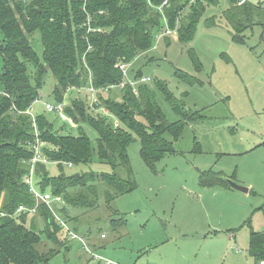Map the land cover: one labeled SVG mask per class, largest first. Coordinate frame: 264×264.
<instances>
[{
    "label": "trees",
    "instance_id": "obj_1",
    "mask_svg": "<svg viewBox=\"0 0 264 264\" xmlns=\"http://www.w3.org/2000/svg\"><path fill=\"white\" fill-rule=\"evenodd\" d=\"M203 1L211 6L217 2L0 0V264H49L59 252L58 247L68 242L53 212L79 235L78 224H71L78 221L68 211L96 209L99 183L106 186L103 194L106 207L115 197L134 190L127 154L132 135L139 140L141 159L151 168L161 158L175 152L173 143L182 136L187 124L205 118L200 112L185 109L168 91L165 82L156 80L166 103L179 115V120L168 122L155 93L146 81H141L144 78L141 71L135 73L134 84L122 83L125 74L120 68L146 53L151 48L154 31L163 30V26L176 31L179 43L192 41L199 17L206 10ZM230 1L232 5L223 13V18L234 31L233 41L242 43L243 32L253 25L264 26V3L244 0L240 5V0ZM205 24L213 26V18L206 19ZM34 32L39 33L42 43L41 57L34 53L28 40ZM189 56L199 69L193 50H189ZM28 65L32 67L31 72ZM48 74L55 82L54 105L64 102L67 91H78L88 85L95 90L91 93L95 96L94 104L87 98H74L71 105L64 106L65 114L79 129L77 136L62 135L43 113L34 116V121L25 113L27 110L32 113V105L39 98ZM190 78L189 82L198 84ZM114 88L120 89L118 99L111 94ZM33 124L44 143L43 153L47 160L34 169L36 186L42 193L60 196V207L55 202L51 209L38 203L24 182L23 177L30 171L28 161L33 157ZM81 124L96 131L95 142L81 130ZM195 146L200 152V145L195 142ZM260 147L264 149V142ZM50 162L57 164L59 173L56 176H49L46 170ZM96 162L109 165L111 174L81 172L73 176L63 173L65 164L77 167ZM200 185L230 187L223 176L209 171L201 175ZM36 202L38 212L36 209L32 212ZM110 212L107 217L110 223H123L116 209ZM28 215L34 216L31 224L36 218L40 220L43 230H38L35 224L28 228L25 224ZM42 237L53 243L52 249L44 254L37 249ZM248 249L255 263L264 260V232L251 231Z\"/></svg>",
    "mask_w": 264,
    "mask_h": 264
},
{
    "label": "rangeland",
    "instance_id": "obj_2",
    "mask_svg": "<svg viewBox=\"0 0 264 264\" xmlns=\"http://www.w3.org/2000/svg\"><path fill=\"white\" fill-rule=\"evenodd\" d=\"M247 1L264 3V0ZM203 4L206 10L199 17L192 41L179 43L176 31L167 26L154 31L151 48L124 67L122 83L134 84V75L140 70L149 79L146 85L155 93L168 122L179 120V115L166 103L156 80L165 82L185 109L200 112L205 118L187 124L182 136L173 143L175 152L151 168L141 159L139 140L132 135L127 154L135 189L115 197L107 204L108 209L103 203L106 186L99 183L96 209L68 211L78 221L71 224H78V229H90V241L85 240L89 251L94 253L91 248L94 245L97 247L94 254L112 262L255 264L249 256L248 243L251 231L264 232V149L260 147L264 142V26L253 25L242 33L244 41L236 43L233 29L223 18L231 1L217 0L214 6L205 1ZM208 18H213V26H206ZM28 40L34 53L41 57L39 33L34 32ZM189 50L196 54L199 69L192 63ZM1 65L0 59V74ZM30 70L32 67L28 65ZM190 77L198 84L189 82ZM54 84L48 74L39 98L32 105V114L43 113L62 135L77 136L76 126L70 127L45 112L46 104L55 103ZM88 86L67 91L65 105H71L74 98L92 102L95 96L89 91L91 85ZM111 94L118 99L120 89L114 88ZM81 130L95 142L96 131L85 124H81ZM195 142L200 145V152L196 151ZM46 170L49 176L59 173L57 164L52 162ZM63 170L70 175L112 172L109 165L98 162L77 167L65 164ZM207 171L248 189V193L223 185L202 187L201 175ZM118 173L125 178L122 171ZM35 189L40 192L38 186ZM37 205L36 202L34 210ZM112 209L122 215L124 224L108 221ZM33 217L27 216L26 226L35 224L38 230H43L44 224L37 218L31 224ZM100 233L106 239L99 238ZM42 239L37 246L40 254L53 247L48 239ZM67 239L49 264H103L86 253L78 240Z\"/></svg>",
    "mask_w": 264,
    "mask_h": 264
},
{
    "label": "built area",
    "instance_id": "obj_3",
    "mask_svg": "<svg viewBox=\"0 0 264 264\" xmlns=\"http://www.w3.org/2000/svg\"><path fill=\"white\" fill-rule=\"evenodd\" d=\"M243 2H244V0H240L239 4L241 5ZM166 34H168V33L166 32ZM124 67H125V65L124 66L122 65L120 68L124 71V74H126V70ZM147 80H148L147 78H143L141 81H147ZM121 87H123V84L120 85V88ZM89 91L91 93H94L95 90L93 89L92 86H90ZM95 101L96 100L94 98L93 101L91 102V104H94ZM64 106H65L64 102L60 103V104H56V105L46 104L45 105V112L57 115L62 122H66L73 127L74 122H73L71 117H69L65 114ZM25 113L29 114L30 117H32V120L34 121L35 117L33 116V114L29 110L25 111ZM114 124L117 125V122L115 121ZM33 128H34V132H35L34 142L31 146L32 152H33V157L28 161V163L30 165V171L23 178H24V182L28 185L29 192L34 195V197L36 198V201L38 203H43V204L47 205L48 208L51 209L52 203H54V202L57 204L62 203V198L60 196H53L51 193H47V192H44V193L39 192L38 193L35 189L37 179L34 177V169L38 163H47V160H46V157L44 156V153H43L44 143L39 139L38 132H36L35 124H33ZM69 166H70V164H69ZM20 210H24V209L20 207ZM32 212H35V210H33ZM53 213H54V218H55L56 223H58L60 225V227L63 228V230L66 233V235L68 236V238H70L72 240H78L79 243L83 246L86 253H90L93 259H95L97 261L99 260L100 262H103V264H117L115 262L113 263V262L103 258L99 254L97 255V254L90 252L87 245H86L85 238H83V237L81 238L80 236L75 234L71 230V228L69 227V225L67 223L63 222L55 214V212H53ZM100 237L103 238L104 235L102 234ZM255 264H264V260H259Z\"/></svg>",
    "mask_w": 264,
    "mask_h": 264
},
{
    "label": "crops",
    "instance_id": "obj_4",
    "mask_svg": "<svg viewBox=\"0 0 264 264\" xmlns=\"http://www.w3.org/2000/svg\"><path fill=\"white\" fill-rule=\"evenodd\" d=\"M224 187H226V186H224ZM229 188H230V187H229ZM242 193H243V192H242ZM247 193H248V192H247ZM247 193H245V194H247ZM121 224H124V222L121 223ZM69 227H70V226H69ZM79 233H80V234H79L78 236H80L81 238H82V237L85 238L86 241H87V240L90 241V240L88 239V237L91 236V231H90L89 228H88V229H87V228H82V229L80 228V229H79ZM102 234H103V233H100V234H99V238H101L100 236H101ZM103 235H104V234H103ZM101 239H102V240L106 239V236L104 235V237L101 238ZM81 246H82V245H81ZM91 248L93 249L92 251L95 253L94 250L97 249V247L93 245V247H91ZM99 250H101V249H99ZM99 250H98V251H99ZM98 254H99V253H98ZM109 261H110V260H109ZM111 262H112V261H111ZM114 262L117 263V264H120V263H119L118 261H116V260H115ZM114 262H113V263H114Z\"/></svg>",
    "mask_w": 264,
    "mask_h": 264
},
{
    "label": "water",
    "instance_id": "obj_5",
    "mask_svg": "<svg viewBox=\"0 0 264 264\" xmlns=\"http://www.w3.org/2000/svg\"><path fill=\"white\" fill-rule=\"evenodd\" d=\"M79 74V73H78ZM78 174H74L73 176H77ZM228 185L233 188V189H236L240 192H243V193H247L248 192V189L244 188V187H241L240 185L236 184V183H233L229 180H226Z\"/></svg>",
    "mask_w": 264,
    "mask_h": 264
}]
</instances>
